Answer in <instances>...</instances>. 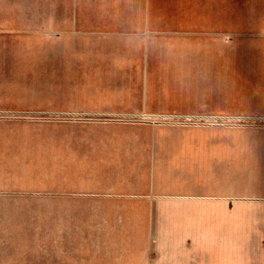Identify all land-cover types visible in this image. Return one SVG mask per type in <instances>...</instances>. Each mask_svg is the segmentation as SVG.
Masks as SVG:
<instances>
[{"label":"crops","instance_id":"obj_1","mask_svg":"<svg viewBox=\"0 0 264 264\" xmlns=\"http://www.w3.org/2000/svg\"><path fill=\"white\" fill-rule=\"evenodd\" d=\"M133 1L125 16L49 22L61 24L50 29V86L79 88L85 101L52 97L47 110L155 118L171 102L168 84L190 72H264V0H153L148 14ZM2 63L5 88L14 83ZM223 134L264 143L251 131H0V217L85 221L48 225L56 238L41 243L36 225L16 224L19 239L0 241V264H264V180L237 202L229 256ZM12 158L61 174L12 176Z\"/></svg>","mask_w":264,"mask_h":264},{"label":"rangeland","instance_id":"obj_2","mask_svg":"<svg viewBox=\"0 0 264 264\" xmlns=\"http://www.w3.org/2000/svg\"><path fill=\"white\" fill-rule=\"evenodd\" d=\"M148 1V3H147ZM133 0H0V62L9 70L12 86L0 88V131H251L264 134V72L252 67L242 72L211 70L190 72L178 85L168 84L171 102L155 118H134L89 111L52 112L46 109L50 98L82 101L81 89L51 87L48 65L51 26L60 29L62 17L125 16ZM153 0H144V14L153 11ZM155 10V9H154ZM3 54V55H2ZM9 66V67H8ZM55 93L54 95L52 94ZM85 101V100H84ZM169 117V118H167ZM229 162L223 169L229 183V256L236 251V208L240 199L252 200V187L264 180V161L258 150L264 143L254 137L243 139L228 135ZM19 138V137H17ZM262 144V145H260ZM260 145V146H259ZM7 167L16 175H46L50 167L8 159ZM214 172L216 168H213ZM19 171V173H15ZM260 185V186H259ZM258 187L263 191L264 183ZM242 187L244 192H242ZM237 189H240L237 190ZM30 220V221H29ZM36 225L38 243L56 238L45 231L48 225L76 226L84 217H0V241L19 239L16 224ZM68 244L75 245L76 231H65ZM231 263V262H230Z\"/></svg>","mask_w":264,"mask_h":264},{"label":"bare ground","instance_id":"obj_3","mask_svg":"<svg viewBox=\"0 0 264 264\" xmlns=\"http://www.w3.org/2000/svg\"><path fill=\"white\" fill-rule=\"evenodd\" d=\"M167 118H169V117H167Z\"/></svg>","mask_w":264,"mask_h":264}]
</instances>
